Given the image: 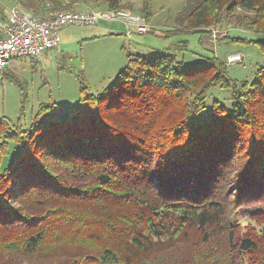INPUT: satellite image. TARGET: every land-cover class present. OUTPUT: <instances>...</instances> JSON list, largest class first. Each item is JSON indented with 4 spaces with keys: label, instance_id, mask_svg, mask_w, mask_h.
Here are the masks:
<instances>
[{
    "label": "trees",
    "instance_id": "16d2710c",
    "mask_svg": "<svg viewBox=\"0 0 264 264\" xmlns=\"http://www.w3.org/2000/svg\"><path fill=\"white\" fill-rule=\"evenodd\" d=\"M17 3L42 18L75 11ZM225 22L263 34L238 40L264 53V0H188L175 18L183 32ZM174 56L127 54L95 99L82 81L81 106L41 104L29 129L0 117V264H264V65L237 83L216 57ZM212 87L229 106L206 107Z\"/></svg>",
    "mask_w": 264,
    "mask_h": 264
},
{
    "label": "rangeland",
    "instance_id": "374dc122",
    "mask_svg": "<svg viewBox=\"0 0 264 264\" xmlns=\"http://www.w3.org/2000/svg\"><path fill=\"white\" fill-rule=\"evenodd\" d=\"M70 1L75 2V11H102L91 10L82 0H63L65 3ZM187 1L124 0V3L132 6L130 12L142 18L144 15L140 7L143 3L146 11L150 8L149 19L143 20L149 29H154L144 35H127L120 24L104 19L96 21V25H68L61 28L57 48L37 58L16 59L9 68L0 72V117L7 118L11 124L22 129H29L41 104H59L56 112L65 114L69 108L83 104L79 99L82 81L91 94L89 99H95L114 84L118 71L125 66L127 54L154 57L155 54L170 53L185 67L216 57L226 62L230 80L251 82L257 67L264 65V53L257 44L238 39L255 41L263 38V34L258 35L245 27L234 23L228 25L226 22L218 25L211 34L183 32L175 24V18ZM17 2L0 0V22L7 18L12 7L18 6ZM116 25L119 28L111 31ZM175 29L178 32L174 34ZM183 41H186L185 47L181 44ZM235 54L241 56L240 61L230 63L228 58ZM207 94L206 107L212 101H219L224 106L230 104V93L226 90L212 87ZM237 219L243 226L248 222L246 216H238Z\"/></svg>",
    "mask_w": 264,
    "mask_h": 264
},
{
    "label": "built area",
    "instance_id": "2783aa9c",
    "mask_svg": "<svg viewBox=\"0 0 264 264\" xmlns=\"http://www.w3.org/2000/svg\"><path fill=\"white\" fill-rule=\"evenodd\" d=\"M7 18L0 22V72L12 61L37 58L60 45L59 32L68 25H96L98 20L122 23L127 35L145 34L149 30L143 18L135 13L118 10L110 12L54 11L48 17L12 7ZM239 54L228 58L240 61Z\"/></svg>",
    "mask_w": 264,
    "mask_h": 264
},
{
    "label": "crops",
    "instance_id": "0c3cea01",
    "mask_svg": "<svg viewBox=\"0 0 264 264\" xmlns=\"http://www.w3.org/2000/svg\"><path fill=\"white\" fill-rule=\"evenodd\" d=\"M106 22H111V23H113V24H114V23H116V24H120V25L122 26L121 29L124 27V25H123L122 23H118V22H115V21H114V22H113V21H106ZM114 27H115L114 29H110V30H111V31H112V30H114V31L117 30V29L119 28V25H116V26H114ZM124 28H125V27H124ZM112 33H113V32H110L109 34H112ZM169 48H170V47H169ZM156 51L159 53V50H156ZM7 68H9V67H7ZM121 69H122V68H121Z\"/></svg>",
    "mask_w": 264,
    "mask_h": 264
}]
</instances>
